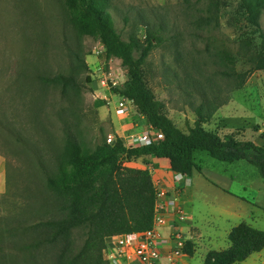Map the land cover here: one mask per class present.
Instances as JSON below:
<instances>
[{"label":"rangeland","instance_id":"obj_1","mask_svg":"<svg viewBox=\"0 0 264 264\" xmlns=\"http://www.w3.org/2000/svg\"><path fill=\"white\" fill-rule=\"evenodd\" d=\"M207 3L111 0L109 12L124 41L131 35L142 41L146 23H164L165 38L181 35V53L165 41L152 51L143 74L164 112L182 131L194 125L195 108L203 100L222 102L205 128L264 146V70L250 73L237 88L221 73L227 66L220 58L221 52L230 51L236 57L235 69L249 71L241 40L253 38V56L259 40L239 13V0H214L217 27L196 28L192 21L207 15ZM260 22L264 30V10ZM105 52L100 40L80 32L65 0H0V174L5 191L0 195V217L26 228L29 244L42 236L28 226L58 212L59 200L46 186L42 170L56 172L66 136L87 149L109 144V135L127 144L138 133L136 127L144 124L142 119L147 121L135 104L129 115L116 109L119 99L114 96L127 87L129 66L122 58H107ZM109 70L118 75L117 87L101 85ZM59 73L74 76L79 88L38 79ZM17 139L36 146L34 151L22 149ZM195 161L202 170L189 177L190 187H182L193 250L184 258L202 264L209 251L230 246L228 234L234 226L244 222L264 230V180L247 161L220 162L204 152H197ZM85 238V230H75L66 242H44L25 256L37 264H55L75 255ZM249 258H264V250Z\"/></svg>","mask_w":264,"mask_h":264},{"label":"trees","instance_id":"obj_2","mask_svg":"<svg viewBox=\"0 0 264 264\" xmlns=\"http://www.w3.org/2000/svg\"><path fill=\"white\" fill-rule=\"evenodd\" d=\"M185 1L191 6L203 0ZM207 1V15H199L192 21L198 29L209 30L218 25L219 10L212 15L214 0ZM215 1L217 3L218 0ZM65 3L80 32L105 45L107 58H122L127 62L130 81L124 90L117 91L133 100L137 112L154 129L161 131L164 138L147 145L128 147L116 137L112 145L102 142L95 149H87L67 135L56 172L50 174L42 170L46 186L59 200L58 212L28 226V229L42 236L33 244L24 239L27 229L20 223L14 225L11 218L0 217V264H37L25 256L30 249L57 239L66 242L75 230L86 231L81 249L72 257L55 264H108L105 257L107 238L151 229L156 200L152 174L147 169L125 166L123 160L130 162L148 155L166 158L173 172L191 177L195 171L202 170L195 161V154L204 152L220 162L247 161L257 168L264 180L263 145L239 139L234 133L221 135L205 128L204 124L212 118L222 102L212 105L209 100H203L195 108L197 119L194 125L184 132L164 112V105L149 88L143 65L152 51L165 41L171 43L179 55L182 43L180 34L165 38L164 23L156 26L146 23L142 41L134 35L130 36L129 41H124L116 31L109 12L111 0H65ZM263 10L264 0H239L238 11L244 16L248 30L259 40L256 56H253V38L246 36L241 40L243 55L247 56L250 70L238 72L235 69L236 57L230 51L220 53L221 60L227 66L221 73L232 79L237 88L243 86L250 73L264 70V30L260 22ZM38 79L46 84H61L73 89L80 86L74 76L64 73L41 75ZM17 142L26 151H34L36 147L20 139ZM228 240L230 246L227 249L209 251L202 264H235L264 250V230L244 222L231 229ZM185 251L188 256L193 255L190 242ZM14 255L21 258H12Z\"/></svg>","mask_w":264,"mask_h":264},{"label":"built area","instance_id":"obj_3","mask_svg":"<svg viewBox=\"0 0 264 264\" xmlns=\"http://www.w3.org/2000/svg\"><path fill=\"white\" fill-rule=\"evenodd\" d=\"M113 70L101 78L103 87H117L119 82ZM119 101L116 109L129 115L134 101L117 94ZM142 130L132 135L127 141L130 145H147L162 140L164 135L144 122ZM116 136L109 135L110 145L116 142ZM131 141V142H129ZM176 187L167 189L159 182H154L156 193L154 219L151 229L143 232H130L109 237L106 249L108 264H160L161 258H167V264H180L181 258L187 257L185 247L189 242L190 227L187 224L186 211L181 203L182 187H190L188 176L176 173Z\"/></svg>","mask_w":264,"mask_h":264},{"label":"crops","instance_id":"obj_4","mask_svg":"<svg viewBox=\"0 0 264 264\" xmlns=\"http://www.w3.org/2000/svg\"><path fill=\"white\" fill-rule=\"evenodd\" d=\"M142 121L146 123V120L142 119ZM141 125L142 124L138 125V127H136L135 130L136 131L138 130V132L141 131L143 128V126ZM130 146H137V145H130ZM126 166L132 167V168H138V169H147L152 174L153 183L159 182L161 185H163L167 189H174L176 187V182L174 180L176 173L172 171L170 167V162L166 158H158L152 155H148V156H143L137 159H133L132 161L127 162ZM1 176L2 175L0 174V195L2 193H5L4 184L2 182ZM188 179L190 180L189 177ZM185 190L186 189H184L181 193V196H180L181 202L183 200L184 195H186ZM182 203L185 206L184 202ZM109 240L110 239L107 238L106 242H108ZM167 263H168L167 258H161L160 264H167ZM180 264H194V262L191 260V258H181ZM235 264H264V258H247L245 261L238 262Z\"/></svg>","mask_w":264,"mask_h":264}]
</instances>
